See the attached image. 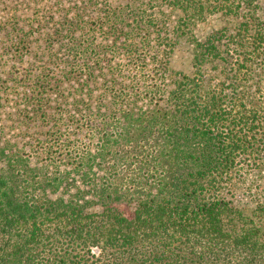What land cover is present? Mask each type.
<instances>
[{"label":"trees","instance_id":"16d2710c","mask_svg":"<svg viewBox=\"0 0 264 264\" xmlns=\"http://www.w3.org/2000/svg\"><path fill=\"white\" fill-rule=\"evenodd\" d=\"M48 2L0 9L1 55L28 54L0 69V264H264V109L238 88L264 63L255 2ZM211 13L241 58L191 35Z\"/></svg>","mask_w":264,"mask_h":264},{"label":"rangeland","instance_id":"374dc122","mask_svg":"<svg viewBox=\"0 0 264 264\" xmlns=\"http://www.w3.org/2000/svg\"><path fill=\"white\" fill-rule=\"evenodd\" d=\"M12 0H0V9L4 6V5H9V3ZM48 2V5H50V3H55V0H46ZM72 1H81V0H72ZM129 0H109L110 5L112 7H115L116 5H120L117 8L123 9V5H125L126 3H128ZM255 2L256 4V10L258 13V16L262 19V21L264 22V0H252ZM89 5V4H88ZM88 5H86L85 7H89ZM85 10L87 11L88 8H85ZM195 23H191L190 24V28H191V35L195 36L196 38L200 39V40H204L207 37H209L211 34L214 33H218V35L220 36V40L218 41V44L220 47H222L221 49H223V53L222 56H226L232 59L237 58H241L242 57V51H248L249 49L247 48V46H241V45H237V43H235V41L237 40V36L235 35V30L233 27V24L227 20V17L222 15L221 13H211V14H206V18L202 21L197 22V20H194ZM225 26H227V30L225 29ZM190 35V36H191ZM3 33H0V38H2ZM189 36V39H190ZM186 38V36H183L180 38L183 39ZM30 39V38H29ZM179 45L175 48V51L173 53V55L170 58V67L173 71H181L183 70L184 72H189L190 71V62H191V58L193 55V51L192 48L190 47V45L192 43L184 42L181 41L178 43ZM239 49V50H238ZM4 49L1 48L0 46V69H5L8 70V68L13 69L14 66H18V69L20 72L23 71V67H25L26 61H27V55H22L23 56V60L20 58H14L13 56H7V55H1V52ZM34 52V50H33ZM11 59H13V61L15 62L14 64H12ZM243 65L241 67V71L243 73H246L245 75V80L240 81L238 84V88L239 89H244V90H248L250 91V97L254 100V102L258 105V104H262L260 107L261 109H264V103H261L260 101L264 102V63L260 61L259 58L257 57H253L250 59V61L246 62L245 64H241ZM0 70V71H1ZM4 70V71H5ZM132 71V70H131ZM6 72H4L2 75H0V83L4 84V86H7V82L6 80H8L10 77H7ZM227 75H222L220 74L217 75L218 79L217 82H222L223 79L226 78ZM23 75L19 74V79L22 78ZM2 80H5V82H2ZM230 80H227L226 82L228 83ZM260 85L261 86V92L256 89V86ZM253 91V93H252ZM3 117V114H1V118ZM264 123V121H263ZM264 128V126H263ZM246 155H243L241 157H239V159L237 160V165L240 166L244 165V167H248L246 164L249 163L250 159H244ZM257 158V157H256ZM257 160H260L261 162L264 163V155H261V158H257ZM254 160H251V162H257ZM251 166H254L252 164H250ZM250 168V172H249V179L250 180H255L258 183H262L264 184V165L261 166L260 171L259 172H254L253 170H251V168L253 167H249ZM242 172H244V169H240ZM254 190H257L256 188ZM262 199H264V191L262 193Z\"/></svg>","mask_w":264,"mask_h":264}]
</instances>
